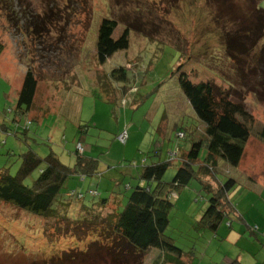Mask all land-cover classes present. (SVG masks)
Listing matches in <instances>:
<instances>
[{
  "label": "rangeland",
  "instance_id": "obj_1",
  "mask_svg": "<svg viewBox=\"0 0 264 264\" xmlns=\"http://www.w3.org/2000/svg\"><path fill=\"white\" fill-rule=\"evenodd\" d=\"M255 7L264 8V0H0V168L15 174L18 154L28 148L42 157L53 152L73 167L79 142V152L94 158L99 171L68 178L59 194L72 200L68 213L81 221L44 218L0 202V264H121V255L108 244H97L101 230H94L90 221L96 213L107 214L112 202L107 208H82L92 198L87 191L99 193L95 200L112 195L125 203L130 193L126 187L136 182L141 167L158 161L169 162L162 179L171 180L203 132L177 70L193 82L212 79L227 87L225 74L233 71L236 58L226 54L224 32L250 24ZM104 17L118 22L115 36L130 25L129 45L100 64L96 40ZM262 42L264 37L252 50L261 49ZM117 66L125 67L129 78L112 83L114 93L107 97L95 77ZM28 68L37 80L38 117L32 112L31 124L25 117L20 124L29 127L30 138L22 134L25 127L15 134L12 120L17 100L12 89L19 88ZM244 96L254 139L264 122V103L252 92ZM204 155L202 148L199 159ZM225 165L219 157L220 178L227 175ZM199 187L192 180L171 193L174 204L166 233L183 250V263L177 264H226L222 255L218 259L225 240L198 224L207 206ZM69 189L85 197H68ZM156 251H149L140 264H151ZM168 253L164 264H176L177 258Z\"/></svg>",
  "mask_w": 264,
  "mask_h": 264
},
{
  "label": "trees",
  "instance_id": "obj_2",
  "mask_svg": "<svg viewBox=\"0 0 264 264\" xmlns=\"http://www.w3.org/2000/svg\"><path fill=\"white\" fill-rule=\"evenodd\" d=\"M253 12L250 24L233 33L224 32L226 54L236 58L233 71L225 74L227 87L212 79L193 82L187 73L177 70L180 88L196 116L203 122V132L200 138L192 141L171 180L162 179L169 162L158 161L141 167L136 182L126 187L130 193L125 203L118 196L112 195L95 200L94 197L99 193L94 189L87 191L92 198L87 204L81 203L82 208L89 211L95 205L107 208L109 202H112L113 206L107 214L103 216L96 213L90 221H93L94 230H101L97 244H108L112 252H117L118 257L121 255V264H129L130 260L133 264H140V260L154 249L161 251L159 258L163 254L167 255V252L177 254L178 258L184 254L182 248L166 233V229L169 225V212L174 204L171 202V193L180 191L192 180L198 182L199 190L207 197V206L201 214L199 226L215 232L220 222L229 217L231 207L228 195L237 181L229 174L219 178V157L234 167L243 154L244 144L250 135L249 123L252 122V115L245 105L244 92H252L257 102L264 103V42L258 51L251 48L264 37V8L255 7ZM117 26L118 22L113 18L104 17L100 21L95 54L100 64L118 50L128 48L130 25L119 36H115ZM233 51L238 52L237 55ZM96 76V84L107 97L114 93L112 83L127 82L129 78L123 66ZM36 90V77L32 69L28 68L18 91L12 118L15 134H20L16 129H24L25 125L23 127L20 124L24 117L30 124L35 119L28 120L27 112L32 106ZM2 126L5 129V125ZM29 130V127H25L22 133L24 137L26 135L29 138ZM257 136L264 137V124L257 131ZM202 148H205V155L199 159ZM75 151L77 157L73 167L63 164L53 152L43 157L32 149L19 153L15 174H10L4 167L0 168V202L44 218H56L57 221L60 217L66 223L80 220V217L72 218L68 213L72 200L60 197L59 194L68 178L76 175L91 176L99 171L94 158L84 156L77 148ZM34 172L36 174L32 175ZM28 177L30 182L26 183ZM66 196L79 200L85 197V193L69 189ZM60 209L63 211L60 212ZM159 258L155 257L151 264H160Z\"/></svg>",
  "mask_w": 264,
  "mask_h": 264
},
{
  "label": "crops",
  "instance_id": "obj_3",
  "mask_svg": "<svg viewBox=\"0 0 264 264\" xmlns=\"http://www.w3.org/2000/svg\"><path fill=\"white\" fill-rule=\"evenodd\" d=\"M19 88L12 90L18 95ZM35 96L27 115L31 116L32 112H36L33 117H38L37 108L34 106ZM260 124L263 125L264 122ZM225 168V173L233 176L237 182L228 195L230 215L213 232L216 237L226 242L222 252L218 254V259L222 255L220 260L226 264H264V137L250 139L249 136L237 166L228 164ZM156 250L155 257L159 258L161 251ZM168 256L178 260L184 258L182 254L179 258L173 253H168ZM166 257L163 254L159 263L164 264Z\"/></svg>",
  "mask_w": 264,
  "mask_h": 264
},
{
  "label": "built area",
  "instance_id": "obj_4",
  "mask_svg": "<svg viewBox=\"0 0 264 264\" xmlns=\"http://www.w3.org/2000/svg\"><path fill=\"white\" fill-rule=\"evenodd\" d=\"M120 139H121V140H124V139H125V136H124V135H121V136H120ZM76 148L80 151V149H81V145L78 143L77 146H76ZM81 150H82V149H81Z\"/></svg>",
  "mask_w": 264,
  "mask_h": 264
}]
</instances>
